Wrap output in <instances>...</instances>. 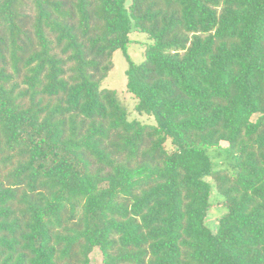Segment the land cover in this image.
Listing matches in <instances>:
<instances>
[{
    "label": "trees",
    "instance_id": "trees-1",
    "mask_svg": "<svg viewBox=\"0 0 264 264\" xmlns=\"http://www.w3.org/2000/svg\"><path fill=\"white\" fill-rule=\"evenodd\" d=\"M116 50L154 124L99 85ZM95 247L102 264H264V0H0V264Z\"/></svg>",
    "mask_w": 264,
    "mask_h": 264
},
{
    "label": "rangeland",
    "instance_id": "rangeland-1",
    "mask_svg": "<svg viewBox=\"0 0 264 264\" xmlns=\"http://www.w3.org/2000/svg\"><path fill=\"white\" fill-rule=\"evenodd\" d=\"M129 0H127L128 2ZM129 37L132 39L128 46V54L134 62H139L143 58V46L147 41L145 33L138 30L132 29L129 33ZM112 67L109 72L99 81L100 86H104L110 89H114L116 96L120 101L121 105L126 110L128 119L137 120L142 124H154L155 119L153 115L139 114L134 110L135 98L130 92L126 90V75L125 70L127 68V60L120 50H116L112 54ZM168 147L171 149L170 143H167ZM221 147L227 145L226 142H220ZM211 155L218 157V161H221L220 152L216 149L211 151ZM217 194L215 190L212 191L211 198L214 201V197ZM224 212V208L220 201H214L211 209L209 211V216L207 217V224L211 228H214L219 215ZM90 264H102L101 252L98 248H93L89 254Z\"/></svg>",
    "mask_w": 264,
    "mask_h": 264
}]
</instances>
